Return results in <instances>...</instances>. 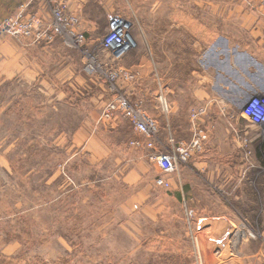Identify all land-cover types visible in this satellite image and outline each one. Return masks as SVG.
Segmentation results:
<instances>
[{
    "label": "rangeland",
    "instance_id": "obj_1",
    "mask_svg": "<svg viewBox=\"0 0 264 264\" xmlns=\"http://www.w3.org/2000/svg\"><path fill=\"white\" fill-rule=\"evenodd\" d=\"M59 2L79 18L88 49L102 69H128L150 61V74L167 106L177 102L183 111L168 129L160 105L149 97L148 76L124 78L135 89L131 93L122 79L110 83L103 71L87 72L83 54L59 38L54 42L65 49L60 58L56 51L37 56L51 81L0 82V264L226 262L227 238L215 242L201 229L198 198L203 187L210 197L216 192L209 169L202 172L192 158L167 177H172L176 190L157 187L158 172L150 153L132 146L141 137L126 120H100V115L115 92H126L132 102H142L146 112L160 120L156 144L164 154L169 152L166 138L175 128L178 139H186L188 132L191 137L186 117L197 98L185 80L192 71L215 76L213 85L220 98H205L202 107L219 113L217 106H227L239 114L253 97L264 98L260 0H91L74 3L76 11L70 10L71 0ZM234 9L242 13L230 14ZM118 21L126 25L133 45L125 54L101 48L104 36ZM0 37L10 38L30 53L33 47L50 45L35 43L33 36L3 33ZM66 65H73L76 75L62 83L54 77ZM205 85L208 89L211 84ZM59 92L69 95L67 103L56 97ZM245 149L243 143L225 144L214 152L222 155L219 159L234 154L233 162L206 165L239 169ZM250 149L255 165L250 168V181L257 187L264 182V144L254 143ZM215 194L241 214L237 207L241 200L226 192ZM254 202L259 206L252 226L264 234L261 196ZM230 238L232 250L238 251L246 242L236 235ZM215 248L226 249L221 259Z\"/></svg>",
    "mask_w": 264,
    "mask_h": 264
},
{
    "label": "crops",
    "instance_id": "obj_2",
    "mask_svg": "<svg viewBox=\"0 0 264 264\" xmlns=\"http://www.w3.org/2000/svg\"><path fill=\"white\" fill-rule=\"evenodd\" d=\"M58 1L62 0H0V24L8 19L18 16L22 18L34 17L38 20L48 22L51 19V7L54 2ZM87 1L91 0H71L73 6L72 9L70 8V10L76 11L74 8V3H86ZM229 11V13L233 15H240L242 13V10L238 9ZM219 12H221V10ZM221 16H223V14ZM0 38L1 83L12 82L13 80H19L25 83H34L40 80L42 82L51 81V78L45 74L43 65L38 62L39 59L37 56L41 52L47 56H51L53 51H56L57 56L60 58L62 56L61 51L65 49H63L59 42H54L52 43L53 45H45L44 47H33L32 49L35 51L34 53H30L29 49H24L18 46L10 38ZM194 47L197 49V53H199L198 42L195 43ZM196 63L197 65L199 64L197 59ZM147 66L149 69L145 68ZM60 67L61 66H59V68ZM127 68V74L137 75L140 80H144L148 76L147 80L150 82L151 87V89L148 91L149 97L152 96L161 108V104L159 102L161 88L159 84H157L158 81L150 74V61L147 64L143 61H139L138 63L130 65ZM65 75H68L69 77L62 78V76ZM75 75L76 71L73 65H66L54 78L58 81H62V83H69V78H72ZM262 80H264V77ZM185 81L190 83L189 90L196 92L197 105L194 109L201 106L205 98H220V95L216 91V87L213 85V82L215 81V76L213 73L205 75L198 70L192 71L190 74H188ZM206 81L210 82L211 84L208 89H206ZM121 83L125 85L124 89L126 90L128 88H132V85H130L129 80L127 79H123ZM130 92H135V89L132 88ZM60 96L61 98L65 99L62 101L64 103H67V101L70 99L69 95L66 93L62 94L59 92V94L56 95V97ZM219 106H217V108ZM212 109L207 117L202 121L205 132L207 133L206 147L202 153H198L192 159L193 162H195V166H200L199 170L202 172L206 171V168L209 169L208 173H210L214 179V189L216 190V192H213L214 194L210 197V194L206 192L207 189L203 187L202 194L198 198V203L202 204V208L200 210L203 212V218H201V221H203V226L201 228L202 232L207 235L211 234L212 240L215 242L222 241L225 238H227V242H229L227 261L219 262L217 264H264V245L260 242L258 246L256 242H259V240L244 242L242 245H240L238 251L232 250L231 248L230 237L234 236L236 232L239 231L241 234V232H243L241 229L242 225H248L253 229L252 225L254 223V217L257 215L259 206L254 201L255 198L260 195V204H262V206L264 205V182L257 187L251 185L250 177L253 171L247 167V164L242 163L243 160H246L244 156L240 157L241 166H243L239 169H232L230 165H225L224 167H222L220 164H213L211 166L206 165L207 163H220L221 161L232 163L233 159L235 158L234 154H228L223 156V159H219L222 157V155H220V153H216L217 150H219L221 146H225V144L228 146L234 144L238 146V144L241 145V143L244 144L245 142H243V139L246 136L245 129L242 127L243 125L239 126V128H242V132L240 131V137L238 138L233 136L228 128L226 119L219 115V113L216 111L217 109ZM182 111L183 108H181L177 102H172V104L168 106V111L166 113L162 111L165 117L166 126H169L167 127L168 129H170V122L175 123V115ZM191 111H188L189 113H187L186 117L189 125ZM155 119L158 122L159 130H161L159 123L160 120L156 117ZM186 129L188 132V128ZM173 131L175 135L173 133L172 135L177 141L188 142L191 138H189L188 132V137L184 140H180L177 137V128H175ZM215 150L216 152H214ZM168 179L171 184V190H176V188L174 189V181L172 177ZM218 192L230 193L231 195H234V200H241V203L239 206H237L241 214L237 213V211H235L232 206L222 203L221 198L215 194ZM179 193H181V191ZM261 226L262 228L264 227V208H262L261 211ZM226 247L227 246H225V248ZM223 250L226 249L215 248V255L218 259H221Z\"/></svg>",
    "mask_w": 264,
    "mask_h": 264
},
{
    "label": "built area",
    "instance_id": "obj_3",
    "mask_svg": "<svg viewBox=\"0 0 264 264\" xmlns=\"http://www.w3.org/2000/svg\"><path fill=\"white\" fill-rule=\"evenodd\" d=\"M261 5L257 10L259 16L264 20V0H260ZM51 19L48 22L38 20L34 17L22 18L14 17L0 24V36L5 33L11 36L32 37L35 43L51 44L56 39H62L66 44L77 48L84 56V68L87 72L103 71L106 82L115 83L118 79L133 78L132 74H127V70L120 68L117 70L102 69V63L95 55H92L88 49V39L79 29V18L65 11L61 2H54L51 10ZM126 25L118 21L111 26L108 33L104 36L101 48L103 51L111 53H128L133 45ZM161 110L166 113L168 106L166 100L159 96ZM219 113L227 121L228 128L233 136L240 137L239 126L245 129V161L250 168H255L252 162L251 147L254 143L264 144V98L255 96L250 99L245 108L237 114L230 107H218ZM211 110L204 107H198L190 113L189 122L191 128V138L188 142L177 141L170 133L166 138L169 149L168 153H159L157 151V138L159 136V126L155 118L151 117L143 107L142 102H132L126 92H115L111 101H109L101 112L100 120H112L120 118L126 120L133 131L137 133L141 140L134 141L132 146L136 149L147 150L150 162L153 168L158 172V178L155 181L157 187L165 190L171 189V184L167 178L173 174L178 165L187 164L196 154L203 149L205 137V128L203 119L207 117ZM244 123V124H241ZM240 234L236 236L245 241L259 240L264 245V234L256 232L248 225H242Z\"/></svg>",
    "mask_w": 264,
    "mask_h": 264
},
{
    "label": "bare ground",
    "instance_id": "obj_4",
    "mask_svg": "<svg viewBox=\"0 0 264 264\" xmlns=\"http://www.w3.org/2000/svg\"><path fill=\"white\" fill-rule=\"evenodd\" d=\"M129 42H130V40H129Z\"/></svg>",
    "mask_w": 264,
    "mask_h": 264
}]
</instances>
